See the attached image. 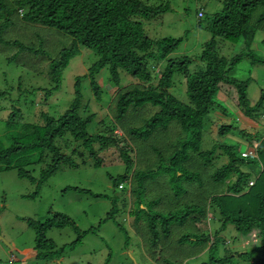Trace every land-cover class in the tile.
Masks as SVG:
<instances>
[{
  "label": "trees",
  "instance_id": "trees-1",
  "mask_svg": "<svg viewBox=\"0 0 264 264\" xmlns=\"http://www.w3.org/2000/svg\"><path fill=\"white\" fill-rule=\"evenodd\" d=\"M149 1L16 0L12 5L6 0H0V46L18 48L17 53L8 58L9 62L20 61L18 58L22 52H31L35 56L43 53L49 61V70L46 72L54 84L48 89V94L61 87L62 71L82 48L99 55L88 73L97 100H100L101 94L98 75L104 68H109L115 82L119 80L121 70L137 81L134 82L131 78L129 84L115 90L111 98L112 107L108 111L112 118L102 130L97 128L98 131L94 134L89 133L88 127L98 113L91 111V102L94 100L83 105L81 75L77 77L73 103L59 116L41 111L36 122L21 123V109L12 104L13 110L6 121V127L19 128V131L11 135L8 146H0V169L8 170L15 166L18 159L33 154L40 155V162L47 160L48 164L42 169L33 195L37 197L42 184L52 174L62 167H78V159L86 163V155L96 166H101L103 158L99 150H119L127 172L122 179L115 181L118 187L129 179L133 181L135 159L142 154L153 153L158 158L157 169L150 168L148 171L167 173L166 183L169 185L170 182L169 186L174 190L176 198L186 193L185 184H203L209 181L212 186L201 199L192 197L190 201H181L182 206L178 203L181 208L174 213L173 201L168 200L172 204L168 209V214L171 215L165 219L160 216L152 217L148 225L151 233L148 243L157 246L159 243L166 245L172 241L176 228L169 219L173 214H183L181 222L177 221L176 224L182 228L191 224L192 228L188 229L191 234L178 235V241L196 242L202 239L210 243L209 248L213 251L220 242L219 233L231 223L238 230L240 241L245 247L243 252L237 254L254 260L252 264H264V129L258 128L253 133L234 120L218 123L217 139L213 141L215 143L208 149L203 146L207 118L212 113L214 116L216 108H221L226 115H230L228 106L222 101L223 83L229 86V93L235 96L237 106H232L235 112L239 108L245 118L256 122L264 120V89L257 102L252 104L248 97L251 79L242 80L230 75L233 68L241 62L242 56L251 57L253 63L264 62V59L251 51L229 58L219 52L218 40L221 38L234 43L244 40L250 49L260 28L264 31V0H224L223 9L216 12L211 21L212 37L205 42L202 53L195 59L186 55L170 57L183 42V37L155 39L146 34L143 20L155 19L171 10L169 3L155 5ZM200 10L204 11L202 8L198 12ZM15 13L26 23L49 27L67 35L72 40L71 47L61 50L59 57L54 58L49 53L50 50L45 49L41 38L38 48L28 46L18 39L5 38V32L12 25ZM204 16L205 11L201 18ZM153 58H167V63L158 68L159 63H150ZM176 73L186 78L188 101H182L171 92ZM18 80L20 97L26 92L37 95V92L42 91L38 87L23 89L22 77ZM12 88L10 85L2 89L0 94L11 95ZM15 102L19 103L18 98ZM147 105L153 110L149 116L142 113ZM134 116L140 119L139 124H134L131 120ZM207 131L209 130L206 129ZM59 139L64 142L66 149L58 143ZM251 140L255 141L252 145L257 148L256 159L242 155L244 149H241V144H249ZM218 149H221L220 153ZM221 154L227 156L229 161L217 164ZM253 163L259 166L256 173L245 169ZM210 167H214V170L205 177L202 172ZM18 171L21 177L37 180L25 169L19 168ZM141 180L143 182L145 179ZM251 181L254 182L252 185ZM126 188L127 186L120 189ZM152 203L155 204L156 201ZM141 204L148 206L143 197ZM211 208L222 218V231H216V237L212 240L209 231L207 234L202 233V236L191 232L199 220L202 219L203 222L206 219ZM113 213L114 209L106 219H110ZM27 223L36 231L34 249L37 257L51 258L58 251L54 250L55 242L46 235L47 228L74 225L79 232V239L71 245L76 246L83 240L82 232L68 214L58 212L43 223L33 219H28ZM88 232L89 230L83 231Z\"/></svg>",
  "mask_w": 264,
  "mask_h": 264
},
{
  "label": "rangeland",
  "instance_id": "rangeland-1",
  "mask_svg": "<svg viewBox=\"0 0 264 264\" xmlns=\"http://www.w3.org/2000/svg\"><path fill=\"white\" fill-rule=\"evenodd\" d=\"M8 4L14 5L16 0H6ZM224 0H150V4L169 3L170 11L162 13L152 20H143V28L151 38L163 37H183V42L176 52L170 57H180L183 55L196 58L200 55L206 41L211 39V21L216 12L223 9ZM203 8L205 16L198 17V10ZM22 11V10H21ZM15 13L13 23L7 27L5 38L20 40L22 43L38 48L43 41L46 50L56 58L61 50L70 48V38L57 30L42 25L26 23ZM257 16V14H255ZM257 32L255 41L251 48L244 40L238 43L219 38V52L229 58L244 54V52H255L264 59V31ZM40 38L42 41H40ZM16 46H0V92L8 86L13 87L11 95L0 94V146L6 147L11 141V135L19 128L8 129L6 121L13 110L12 104L21 109L19 121L36 122L39 113L45 111L51 115L59 116L63 114L73 103L76 91V82L79 75L80 88L83 93V105L91 102V111L97 112V117L89 125L88 131L94 134L102 130L105 124L112 118L110 109L112 107V96L120 86L129 84L134 79L132 75L121 70L118 81L111 78L109 68H104L98 75V83L101 86L100 100L95 98L92 89L91 76L89 73L91 65L99 58L94 51L82 48V51L74 56L70 64L62 71V85L48 94V89L54 85L51 77L46 72L49 61L43 53L22 52L19 60L8 61V58L17 53ZM43 56V57H42ZM27 61V62H26ZM26 62V63H25ZM159 63L158 68H162L167 63V58L160 60L153 58L150 62ZM87 74V75H86ZM237 79H251L248 88V97L252 104L260 98L261 90L264 89V62L253 63L251 57L242 56L230 73ZM22 77L23 89L31 90L38 87L42 91L19 95V77ZM96 76V75H95ZM132 78V80H131ZM97 80V76H96ZM175 84L171 92L182 101H188L186 78L180 73L174 76ZM224 96L222 101L228 106L230 115H226L221 108H216L207 118L205 123V134L203 146L205 149L211 148L217 139L218 123L230 122L234 120L243 127H248L249 131L255 133L258 128L264 129V120L256 122L245 118L242 111L232 106L236 105L235 96L229 93V86L222 84ZM35 91V90H34ZM18 98L19 103L14 100ZM115 102V100H114ZM158 108H156L157 110ZM152 109L144 107L142 113L151 115ZM239 114V115H238ZM134 124H139L137 116L131 118ZM98 128V129H97ZM210 128V129H209ZM206 129L209 130L206 132ZM159 141V140H158ZM254 140L249 144L252 145ZM60 145H64L61 139ZM64 147V146H63ZM244 142L241 149H246ZM65 148V147H64ZM66 149V148H65ZM103 151V152H102ZM103 158V164L96 166L94 161L85 156L83 160L78 159V167H62L45 181L40 193L34 197L38 187V179L43 168H46L48 161H38L39 154H33L18 159L15 166L8 170L0 169V234L5 239H0V264H252L254 260L242 258L237 253L243 252L245 247L240 241L238 230L234 224L228 223L225 230L222 228V218L213 208L208 214L209 219L202 222L199 220L191 230L202 236V233L209 235L211 240L216 237V231H222L218 237L220 242L216 249L211 251L210 243L202 239L196 242H180L179 236L183 233L191 234L188 229L192 225L182 228L176 222H181V215L173 214L169 220L173 221L176 228L172 241L166 245L159 243H148L151 236L148 225L154 216L168 218L171 214L169 208L172 205L168 200L172 199L175 210L179 211L182 206L181 201H190L192 197L201 199L211 189L209 181L193 184H185L186 193L176 198L174 190L166 183L167 173L158 171L149 172L150 168L157 169L158 158L153 153L139 156L135 159L133 181L130 186L121 190L115 181L122 179L127 172L125 164L122 162L117 148L109 150H99ZM221 149H218V153ZM229 161L227 156L221 154V159L217 164ZM246 164H244L245 166ZM22 168L30 172L31 176L37 180L32 181L28 177H21L18 169ZM245 169L256 173L259 166L251 164ZM214 167L203 170L202 174L207 177ZM141 179H145L143 182ZM126 183V182H125ZM132 190V194L129 191ZM142 197L148 205L141 204ZM183 199V200H182ZM153 204L152 202H155ZM181 203V206L178 205ZM114 209L110 219H106L109 212ZM173 209V208H171ZM58 212L68 214L82 232V241L76 246L71 245L79 239V232L74 225L59 228L53 226L47 228V237L51 238L58 250L50 258L37 257L36 254L29 256V250L35 247L36 231L31 228L28 219L37 220L41 223L53 218ZM191 215V214H190ZM193 216V214H192ZM187 222H190L188 220ZM171 226V227H172ZM172 227V229H173ZM90 229H93L90 231ZM89 230L88 233L83 231ZM200 233H199V232ZM14 247L20 257L12 254L7 243ZM25 250V251H24ZM24 251V252H23Z\"/></svg>",
  "mask_w": 264,
  "mask_h": 264
},
{
  "label": "clouds",
  "instance_id": "clouds-1",
  "mask_svg": "<svg viewBox=\"0 0 264 264\" xmlns=\"http://www.w3.org/2000/svg\"><path fill=\"white\" fill-rule=\"evenodd\" d=\"M247 145V147H246V149H244L243 150V152H242V155L245 157V158H257L258 157V154L255 156V157H250V156H246V155H244L243 153L244 152H246V151H249V149H253V150H256V153H257V148H256V146H254V145H249V144H246ZM131 182V180L129 179L126 183H122V185H123V187L125 188V186H126V184L128 185L129 183ZM130 186V185H129ZM119 188H121L120 186H119ZM131 193V190L129 191V194ZM208 214H210V212L208 213ZM208 214H207V217H206V219L204 220V221H206L207 219H209V217H208ZM24 252V251H23Z\"/></svg>",
  "mask_w": 264,
  "mask_h": 264
},
{
  "label": "built area",
  "instance_id": "built-area-1",
  "mask_svg": "<svg viewBox=\"0 0 264 264\" xmlns=\"http://www.w3.org/2000/svg\"><path fill=\"white\" fill-rule=\"evenodd\" d=\"M203 15H204V11H203V10H200V11L198 12V17L201 18ZM243 154L246 155V156L248 155V156H250V157H255V156L257 155L256 150H253V149H249V151H246V152H244ZM253 183H254V182L251 181V182H250V185H252ZM120 187L122 188L123 185L120 184Z\"/></svg>",
  "mask_w": 264,
  "mask_h": 264
},
{
  "label": "water",
  "instance_id": "water-1",
  "mask_svg": "<svg viewBox=\"0 0 264 264\" xmlns=\"http://www.w3.org/2000/svg\"><path fill=\"white\" fill-rule=\"evenodd\" d=\"M0 239H2V240H5L2 236H1V234H0ZM7 243V242H6ZM8 244V246L10 247V249H11V251H12V254H14V255H18V256H20V257H23L24 258V256H25V254L24 253H19L14 247H12L9 243H7Z\"/></svg>",
  "mask_w": 264,
  "mask_h": 264
},
{
  "label": "crops",
  "instance_id": "crops-1",
  "mask_svg": "<svg viewBox=\"0 0 264 264\" xmlns=\"http://www.w3.org/2000/svg\"><path fill=\"white\" fill-rule=\"evenodd\" d=\"M202 9V8H201ZM26 250H29V256H27V257H30V256H32L33 254H36L37 253V251L36 250H33L32 248H30V249H26ZM25 251V250H24Z\"/></svg>",
  "mask_w": 264,
  "mask_h": 264
}]
</instances>
